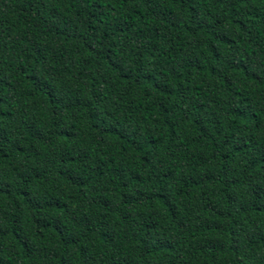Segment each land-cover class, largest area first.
<instances>
[{
    "label": "trees",
    "instance_id": "trees-1",
    "mask_svg": "<svg viewBox=\"0 0 264 264\" xmlns=\"http://www.w3.org/2000/svg\"><path fill=\"white\" fill-rule=\"evenodd\" d=\"M0 264H264V0H0Z\"/></svg>",
    "mask_w": 264,
    "mask_h": 264
}]
</instances>
